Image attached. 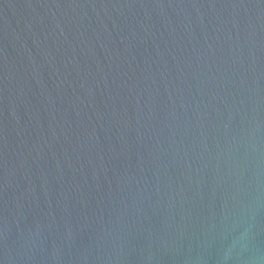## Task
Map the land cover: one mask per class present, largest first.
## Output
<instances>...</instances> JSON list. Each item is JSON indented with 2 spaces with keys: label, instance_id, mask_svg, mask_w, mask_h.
Segmentation results:
<instances>
[{
  "label": "water",
  "instance_id": "95a60500",
  "mask_svg": "<svg viewBox=\"0 0 264 264\" xmlns=\"http://www.w3.org/2000/svg\"><path fill=\"white\" fill-rule=\"evenodd\" d=\"M0 264H264V0H0Z\"/></svg>",
  "mask_w": 264,
  "mask_h": 264
}]
</instances>
